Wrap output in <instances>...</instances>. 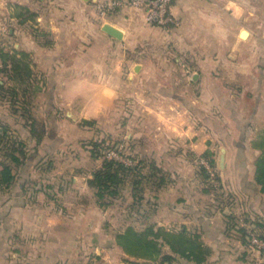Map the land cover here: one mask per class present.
<instances>
[{
  "label": "rangeland",
  "instance_id": "374dc122",
  "mask_svg": "<svg viewBox=\"0 0 264 264\" xmlns=\"http://www.w3.org/2000/svg\"><path fill=\"white\" fill-rule=\"evenodd\" d=\"M48 2L0 0V169L8 165L15 175L12 185H0V264H178L163 261L169 253L178 257L167 245L156 261L116 248L118 234L150 225L175 236L223 227L231 241L246 244L248 261L259 264L247 231L252 227L264 239V206L248 200L243 208L239 192L229 188L237 173L223 172L221 164L256 169L261 150L253 149L264 142V128L247 139L232 131L237 124L223 119L218 125L214 116L201 114L216 103L201 99L199 82L193 84L197 60L167 36L180 25L165 35L153 32L136 46L147 58L145 72L136 75L133 51L126 53L128 61L117 62L123 49L90 43L93 27L83 13L59 14L56 1ZM253 3L264 6V0ZM256 14L257 24L264 12ZM62 18L66 27L57 28ZM59 55L64 60L57 69L45 67L44 60ZM87 64L107 73L89 78L110 79L121 90L108 99L90 92L67 97L61 91L67 71L81 76ZM110 67L120 74L110 77ZM222 82L237 83L227 77ZM233 144L241 153L226 155ZM105 160L131 171L115 194L99 200L90 180ZM242 177L240 172L237 180Z\"/></svg>",
  "mask_w": 264,
  "mask_h": 264
},
{
  "label": "crops",
  "instance_id": "0c3cea01",
  "mask_svg": "<svg viewBox=\"0 0 264 264\" xmlns=\"http://www.w3.org/2000/svg\"><path fill=\"white\" fill-rule=\"evenodd\" d=\"M55 1V10L59 14L76 13V11L79 14L83 13L87 26L93 27V30L91 29L87 34L91 38L90 43L101 45L109 43L113 48L123 49L117 57V62L128 61L126 53L129 50L133 51L135 55L132 57L135 61L132 68L136 75L145 72L146 64L142 59H147L142 55L146 50L136 46L153 32L163 35L169 32L166 31L167 29L148 24L140 10L126 3L130 0H119L124 2L123 5L107 10L105 14H102L100 5L116 0ZM48 4V0H45V6ZM257 9L253 0H173L171 12L177 21L179 20L180 27L173 26L172 28L176 29L170 28L173 30L170 31L172 34L167 33L168 37L173 35V38L183 43L188 59L197 60V64L190 69L191 76L196 79L193 84L199 82L201 99L206 95L209 97L207 101L212 102L211 104L216 103L215 110L210 107L209 110H201V114L214 116L220 120H215L218 125L224 124L223 119L233 125L237 124V128L234 127L232 131L235 132L237 129L240 131L239 135L244 138L252 133L255 136L257 135L254 134L255 132L264 128V18L255 23V18L261 15L256 13L264 12V6ZM64 20V18L58 20L57 28L66 27ZM106 25L117 29L121 33V38L108 34L104 30ZM44 52L53 54L47 50ZM62 60H64L63 55H59L51 59L48 57L43 63L46 68L52 70L53 66L57 69L58 63L61 64ZM77 60L78 63L89 62L87 58ZM88 65L85 72L79 74L81 76H77L75 69L71 72L67 71L66 75H69V78L66 87L61 89L67 93V97L90 92L97 93L100 98L108 99L111 93L121 90L119 85L112 84L110 79L95 81L96 79L89 78L107 73L96 71L95 67ZM137 66L139 71H135ZM190 69L187 72L190 73ZM108 70L110 77L121 72L119 67L114 69L110 67ZM221 77H227L229 81H237V83L224 84ZM99 108L95 105L94 110L98 111ZM226 134L229 137L227 131ZM254 136L251 135L250 138H256ZM232 138H236L235 135ZM253 150L258 154L259 148ZM225 153L228 156H236L241 153V149H237L233 144L232 148H225ZM221 166L223 172L237 173L233 179L229 176V188L239 192V200L242 201L243 208L248 200H251V203L256 200L264 206V193L254 179L253 164L244 165L242 168L235 163L221 164ZM240 172L243 179L237 180ZM223 225L224 223L221 226ZM195 232L199 233L203 243L210 248V255L204 264H254L248 261L249 254L245 252L250 250L246 244L237 240L231 241L230 234L223 227L209 230L203 227ZM118 247L120 246L117 245L116 248ZM253 254L252 257L256 259L258 257L259 264H264V255L260 257L258 252ZM176 260L178 264H196L179 256ZM122 262L119 259V264Z\"/></svg>",
  "mask_w": 264,
  "mask_h": 264
},
{
  "label": "trees",
  "instance_id": "16d2710c",
  "mask_svg": "<svg viewBox=\"0 0 264 264\" xmlns=\"http://www.w3.org/2000/svg\"><path fill=\"white\" fill-rule=\"evenodd\" d=\"M258 148L261 150V154L256 162L254 179L260 186L261 192L264 193V142H261ZM209 154L208 151L207 155ZM11 157L15 162H20L15 155L11 154ZM211 164L215 166V161L212 159ZM129 171L131 168L123 163L105 160L101 169L95 172L90 180V185L95 188L99 200H104L107 196L115 194L117 187L123 181L122 175ZM14 180L15 175L11 167L5 165L3 169H0V185H12ZM159 183L163 185L164 182L160 181ZM116 239L118 246L126 255L141 261H156L162 254L165 245L173 254L196 264H204L210 255V248L203 243L200 235L189 236L187 233H181L175 236L170 231L156 225H150L143 231L129 227L125 232L118 234ZM164 258V262L176 260V256L170 253L167 256L164 255Z\"/></svg>",
  "mask_w": 264,
  "mask_h": 264
},
{
  "label": "built area",
  "instance_id": "2783aa9c",
  "mask_svg": "<svg viewBox=\"0 0 264 264\" xmlns=\"http://www.w3.org/2000/svg\"><path fill=\"white\" fill-rule=\"evenodd\" d=\"M123 3V1L119 0L110 1L107 4H101L99 8L102 14H105L107 10L121 6ZM126 3L130 7L140 10L144 15L145 21L150 25L170 29L179 24L171 12L173 0H130ZM247 232L251 244L258 249V252L264 253V239L252 227H249Z\"/></svg>",
  "mask_w": 264,
  "mask_h": 264
},
{
  "label": "water",
  "instance_id": "95a60500",
  "mask_svg": "<svg viewBox=\"0 0 264 264\" xmlns=\"http://www.w3.org/2000/svg\"><path fill=\"white\" fill-rule=\"evenodd\" d=\"M104 30H105L108 34H110V35H112V36H114V37L121 38V33H120L117 29H115V28H113V27H111V26H109V25H106V26L104 27Z\"/></svg>",
  "mask_w": 264,
  "mask_h": 264
}]
</instances>
